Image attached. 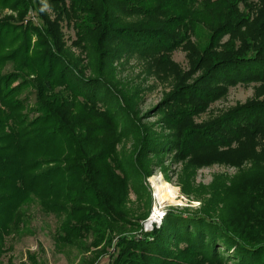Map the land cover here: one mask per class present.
<instances>
[{"label": "trees", "instance_id": "obj_1", "mask_svg": "<svg viewBox=\"0 0 264 264\" xmlns=\"http://www.w3.org/2000/svg\"><path fill=\"white\" fill-rule=\"evenodd\" d=\"M0 6L21 14L33 9L41 23L0 22V255L7 239L23 232L35 203L61 219V245L87 236L107 244L122 225L138 231L146 215L128 217L130 180L143 191L150 172L141 157L168 142L187 167L264 160V100L196 122L230 87H264V0H0ZM46 7L55 19H47ZM120 12L139 20L126 23ZM64 21L75 33L73 45L96 54L101 72L108 58L137 54L175 80L160 105L173 139L152 141L133 119L140 134L133 176L117 152L124 130L105 99L122 98L105 73L88 78L64 57ZM203 28L211 35L199 47ZM227 35L231 41L221 46ZM178 50L186 52L189 71L170 60ZM120 108L129 118L123 101ZM237 195L244 232L208 213L169 212L151 234L120 235L111 264H264V174L239 185ZM255 221L259 230H248Z\"/></svg>", "mask_w": 264, "mask_h": 264}, {"label": "rangeland", "instance_id": "obj_2", "mask_svg": "<svg viewBox=\"0 0 264 264\" xmlns=\"http://www.w3.org/2000/svg\"><path fill=\"white\" fill-rule=\"evenodd\" d=\"M241 9H243L242 5ZM44 11L47 19L50 21L55 19L50 8L46 7ZM119 19H124L129 24L139 20V18H130L129 15L122 14ZM4 21L13 23L21 21L25 24L30 21L41 26L40 18L33 9L21 14L10 6H0V22ZM61 25L64 34V39H61L64 57L88 78L105 73L106 81L111 84L112 92L120 96L123 105L128 107L129 118L121 112V99L114 100L113 94H111L112 97H105L107 101H112L110 108L120 122L119 130H124V138L117 145L119 158L128 174L133 176V173L135 175L133 161L140 143V134L139 129L134 128L132 124L138 123L145 127V135L150 136L152 141H155L154 137L165 140L172 137L173 139L172 132L170 133L166 128L167 117L163 114L160 105L174 90L175 80L167 78L165 69H159L151 58H139L137 54L122 56L114 60L108 58L109 63L112 62L105 65L101 72L96 54L91 53L90 55L74 46L75 33L66 28L65 21ZM198 34L200 37H195L198 40L195 43L199 47H205L211 35V29L203 28V31H199ZM31 38L33 39L32 48H34V43L38 42L37 36L32 34ZM231 39L230 35L224 36L220 42L221 46L229 43ZM170 60L184 71H189L185 51L174 52ZM10 70L12 67L4 70L3 73ZM253 100H264V87L260 84H238L230 87L226 96L212 103L204 113L196 117V122L198 124L211 122L230 109ZM170 148V142H168L159 148L158 153L152 155L150 152L141 157L144 168L150 172V175L141 180L143 191L140 190L139 193L137 192L140 188L137 187L138 182L131 178L126 203L130 213L128 217L136 220L138 215L145 213L146 217L141 221V226L143 221L149 217L155 203V191L151 183V179L155 178L165 185L176 188L179 192L177 197H172L174 204H171L172 202L167 204V214L169 212L195 215L208 213L223 220L226 225L230 224L236 230L244 232L245 221L241 220L243 212L240 207L242 198L237 195V188L247 179L251 180L264 174L263 156H257L255 160L238 167L222 164L187 167L185 163L187 161L178 160L176 153ZM256 149L259 151V146ZM28 209L30 215L25 229L18 235L7 239L3 246V254L0 255V264H111L116 255L115 243L118 242V237L141 232V227L135 231L128 225H122L117 228L121 229V232L114 230L109 234L110 242L107 244L98 241L95 243L92 236H87L86 239L75 240L73 245H61L56 239V231L59 229L61 219L46 215L36 203ZM253 224L251 228H248L247 224L246 228L251 231L259 230L258 222L255 221Z\"/></svg>", "mask_w": 264, "mask_h": 264}, {"label": "built area", "instance_id": "obj_3", "mask_svg": "<svg viewBox=\"0 0 264 264\" xmlns=\"http://www.w3.org/2000/svg\"><path fill=\"white\" fill-rule=\"evenodd\" d=\"M151 183H152V179H151ZM154 199H155V203L153 209L149 217L146 220H144L142 223L141 232L139 233L140 236L144 234H151L155 230H159L163 225V221L167 215L166 206L169 203L162 202L161 204H157L155 195H154Z\"/></svg>", "mask_w": 264, "mask_h": 264}, {"label": "bare ground", "instance_id": "obj_4", "mask_svg": "<svg viewBox=\"0 0 264 264\" xmlns=\"http://www.w3.org/2000/svg\"><path fill=\"white\" fill-rule=\"evenodd\" d=\"M152 184L154 187L157 204H161L162 202L171 203L173 201L172 197H177L179 194L176 188L170 185H165V183H162L161 180L154 178L152 179ZM171 204L174 203L172 202Z\"/></svg>", "mask_w": 264, "mask_h": 264}]
</instances>
